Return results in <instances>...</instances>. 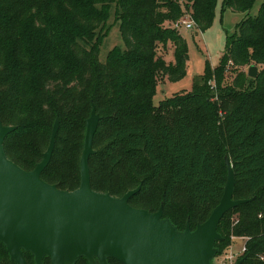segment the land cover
<instances>
[{"label":"trees","instance_id":"1","mask_svg":"<svg viewBox=\"0 0 264 264\" xmlns=\"http://www.w3.org/2000/svg\"><path fill=\"white\" fill-rule=\"evenodd\" d=\"M254 1L223 0L222 9L248 12ZM111 5L125 47H113L102 62L99 51ZM215 6L216 0H0V120L15 126L3 146L9 159L31 170L59 118L41 177L74 190L80 182L85 121L94 107L100 119L89 158L91 188L120 197L140 186L130 205L150 212L162 206L163 217L178 230L187 222L194 229L220 200L227 156L234 172L233 198L249 201L221 218L215 257L233 237H246L241 264H264V0L256 16L247 13L237 24L221 64L207 65L193 78L191 91L153 102L158 73L180 79L189 58L183 35L165 23L189 14L204 31ZM168 42L174 62L166 64L157 49ZM228 61L261 64L257 77H250L254 86L236 91L246 76L239 72L233 86L222 89ZM24 256L35 264L30 252ZM0 264H16L1 242ZM42 264L50 259L44 257ZM75 264L91 263L81 257Z\"/></svg>","mask_w":264,"mask_h":264},{"label":"water","instance_id":"2","mask_svg":"<svg viewBox=\"0 0 264 264\" xmlns=\"http://www.w3.org/2000/svg\"><path fill=\"white\" fill-rule=\"evenodd\" d=\"M247 75L256 78L257 67ZM100 116L92 107L86 119L83 149L79 159L80 182L74 190H62L42 179L50 162L59 130L55 118L48 145L33 169L25 170L9 159L4 150L6 136L15 126L0 120V242L16 264H28L24 252L35 264L44 257L50 264H75L84 257L91 264H213L217 253V231L223 215L249 200L234 199V172L225 156L227 177L223 194L202 223L191 230L187 222L178 230L163 217V207L150 212L130 205L140 186L116 197L91 188L89 158ZM243 258L236 261L241 264Z\"/></svg>","mask_w":264,"mask_h":264},{"label":"rangeland","instance_id":"3","mask_svg":"<svg viewBox=\"0 0 264 264\" xmlns=\"http://www.w3.org/2000/svg\"><path fill=\"white\" fill-rule=\"evenodd\" d=\"M222 2L223 0H216L212 22L204 31H200L195 23H193L190 29L184 27L178 29V32L183 35L188 45L189 58L186 63L185 73L183 77L177 80H170L166 75L158 73V82L153 96V102L155 104L161 99L170 97L173 94L191 91L193 88V78L197 75L203 74L207 65L213 68L221 64L222 57L226 52V42L228 38L237 33V24L245 18L247 13L248 16L251 17L257 15L262 0H255L248 12L237 11L229 7H224L222 9ZM109 13V17L105 24L106 36L101 42L99 51V59L102 62L105 61L108 51L113 47L117 46L120 49H124L125 47L124 41L119 32V23L114 15V5H111ZM165 25L171 26V21L165 23ZM173 50L174 46L171 42H168L167 44L160 43L158 44L157 55L163 58L166 64H169L170 62H174ZM250 65H255L258 72L262 67L261 64H256L254 62L245 65H234L231 61H228L224 80H222L221 84L222 89H225L224 87L231 88L233 86V80L239 72H244L246 74V76L240 78L238 82L239 87L242 86V90L248 85L254 86L255 80L251 81V78L247 75ZM211 84L213 85L214 91L217 92L214 80H211ZM242 90L240 87L236 91ZM49 130L46 135L45 144H43L44 151L48 145L50 137ZM120 176L124 177L125 175L120 173ZM162 178H166V174ZM179 192L184 193L185 190H179ZM140 205L144 204L141 203ZM233 241L234 242H232V244L220 255L214 257L213 264H219L229 250H232L234 253L238 251L244 243L239 239H234Z\"/></svg>","mask_w":264,"mask_h":264},{"label":"built area","instance_id":"4","mask_svg":"<svg viewBox=\"0 0 264 264\" xmlns=\"http://www.w3.org/2000/svg\"><path fill=\"white\" fill-rule=\"evenodd\" d=\"M193 23L194 21L190 18L189 14H185L179 20L171 23V27L177 30L180 27L190 29ZM233 239H239L244 242L246 240V237H233ZM244 251H245V245L243 243L238 251L234 253L232 252V250H229L228 253L225 252L226 254L224 255L223 260L219 264H236V261L239 259V257L243 254ZM260 259L264 260V255H261Z\"/></svg>","mask_w":264,"mask_h":264}]
</instances>
